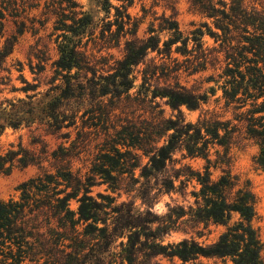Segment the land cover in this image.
I'll list each match as a JSON object with an SVG mask.
<instances>
[{
  "label": "trees",
  "instance_id": "1",
  "mask_svg": "<svg viewBox=\"0 0 264 264\" xmlns=\"http://www.w3.org/2000/svg\"><path fill=\"white\" fill-rule=\"evenodd\" d=\"M12 1L14 4L15 0L1 3ZM59 1L78 7L72 0ZM95 1L106 14L115 11L114 24H107L100 39L122 33V57L100 64L82 50L81 40L74 38L85 33L93 19L85 12L74 13L71 25L62 26L71 36H62L58 57L51 65L52 84L59 80L51 90L59 93L39 103L25 99L0 102V135L8 127L18 129L36 121L46 133L68 141V133H59L63 128H76L77 105L87 108L93 102L101 106L108 94L117 101L130 97L137 74L141 82L135 97L142 103H154V108L160 107L156 99L164 100L177 114L164 117L160 110L139 122L114 128L84 174L72 168L78 154L74 153L78 149L75 141L51 152L20 146L0 150V175L10 174L15 167L40 169L18 187L17 200L0 201V264H162L161 260L203 264L202 259L264 264V247L254 224L256 198L249 185L240 186L223 168L229 165L233 142L244 140L257 148L254 164L264 172V0H187L189 10L201 22L183 36L173 6V14H163L158 25L159 33H167V40L154 34L153 25L149 36L138 37L141 22L128 13L134 0H116L121 3L118 6L111 0ZM3 19L0 12V73H10L5 63L16 37L4 38ZM113 25L118 28L115 33ZM205 36L217 46L205 47ZM151 53L156 56L147 59ZM209 69L220 71L206 81L221 89V99L225 108L232 110L234 123L208 111L195 124L183 116L182 107L198 110L216 90L210 87L195 93L180 83L181 78ZM25 84L21 88L25 94L37 87ZM89 113L85 110L80 118ZM176 151L184 152L183 158L202 160V170L189 165L175 169ZM143 157L147 158L145 164L141 163ZM215 171H220L216 177ZM190 183L195 185L190 192L192 205L170 207L165 216L153 212L159 195L184 192ZM102 184L112 191L134 194L141 207L137 208L133 199L117 203L110 195L92 196L91 188ZM72 200L77 204L75 211L70 209ZM211 226L221 232L208 244L193 236L163 243L172 232H195L202 237Z\"/></svg>",
  "mask_w": 264,
  "mask_h": 264
},
{
  "label": "rangeland",
  "instance_id": "2",
  "mask_svg": "<svg viewBox=\"0 0 264 264\" xmlns=\"http://www.w3.org/2000/svg\"><path fill=\"white\" fill-rule=\"evenodd\" d=\"M0 0V12L4 14V38L16 37V43L13 53L6 60L5 68L10 71H2L0 73V102L5 100L16 101L25 99L27 102L39 103L47 101L49 98L55 97L59 92L51 90L52 86L58 85L59 80L51 79L54 76L52 63L58 57V43L63 42V35L71 36L66 32V27L71 25V18L74 13L85 12L93 19V24L87 27L85 33L79 37H75L74 41L81 40L82 50H87V54L98 61L100 64L112 62L122 57V49L124 39L122 33L109 39H100V32L107 28V24H114L115 11L110 10V14L102 11L95 0H72L78 7L70 8L66 2L61 4L59 0H15L11 4L2 5ZM6 1V0H5ZM115 6L121 3L111 0ZM176 12V20L183 36H188L201 22V19L189 10L187 0H134L132 6L128 8V13L135 19L139 20L140 26L138 30L139 38L149 36V29L155 28L154 34L160 35L162 40H167L168 35L165 32L159 33L158 25L161 23V16L170 17L173 14L172 7ZM79 17H81L79 15ZM57 28L58 30H55ZM117 26L113 25L111 30L117 32ZM153 34V33H152ZM205 47L212 48L217 46L213 40L205 36L203 38ZM180 45V44H178ZM155 53L149 54L147 59L154 58ZM179 60H182L177 54H174ZM112 58V59H111ZM158 59H156V62ZM141 69L143 66L140 67ZM220 73L219 70L209 69L206 73L187 77L183 76L180 83L188 89H192L195 93H203L208 88H214L216 95L211 97L206 104L201 105L198 110H188L181 108L186 122L195 124L199 117L208 111L221 117L223 121H230L234 118L232 110L225 108L224 101L221 99L222 91L213 81L207 82V78L211 75ZM135 89L130 91V97L122 96L121 100H113L108 94L103 99V104L97 106L91 103V107L77 105L78 113L76 128H63L59 134H69L66 141L57 138L45 132L42 125L36 121L30 126H21L18 129L11 127L6 128L0 135V150L7 152L9 150H17L22 147L29 151L38 152L42 148L51 152L59 145L68 147L72 141H75L78 149L74 152L78 154L72 160V168L74 171L81 170L84 174L91 166V162L98 156L101 149L105 147L104 143L109 136L113 134V129H119L120 126L126 125L128 122H139L143 119L154 116L160 110L163 111L164 117L176 115L177 112L164 104V100L156 99L155 103L160 105L154 108V103L140 102L135 97V92L140 85L141 75L137 74ZM37 86L36 89L25 94L21 88L26 84ZM52 84V85H51ZM26 96H30L28 100ZM46 96L48 97L46 99ZM219 100V101H217ZM83 108V109H82ZM91 111L84 118H80L84 111ZM84 122L86 127L83 128ZM234 123V121L232 120ZM87 126L90 128L88 129ZM87 133V134H86ZM108 146V145H107ZM222 151V150H220ZM213 152V151H212ZM257 148L252 142L238 140L237 143L229 150V165L223 168L230 171L231 175L236 177L240 186L249 185L252 193L256 198V219L255 226L259 230L261 241L264 247V172L254 164ZM184 152L176 151L173 154L175 169L183 165H189L194 170H202L204 162L200 159L183 158ZM147 158L143 157L141 163L145 164ZM45 167H48L46 164ZM139 169L135 170V177L139 176ZM40 173L37 166H28L26 168L15 167L8 175H0V201L9 199L17 200L19 198L18 187L29 179ZM220 171L214 172V177L218 176ZM98 181V180H97ZM194 183H190L184 192L170 193L159 195L153 204L152 210L160 216H165L170 207L180 205L187 207L192 205L194 198L190 192L194 190ZM97 193L116 197L117 203L133 199L137 208L141 207V201L134 197V194H126L124 190L112 191L107 185L93 186L91 195L96 196ZM77 204L75 201L70 202V209L75 211ZM143 209V206H142ZM221 232V228L213 226L205 230L202 237L196 235L195 232L184 234L181 231L172 232L164 238L163 243L177 242L185 237L193 236L200 243L208 244L212 242ZM162 264H172L167 260H161ZM203 264H231L229 261L219 259H202Z\"/></svg>",
  "mask_w": 264,
  "mask_h": 264
}]
</instances>
